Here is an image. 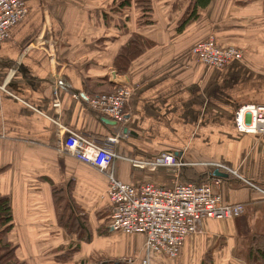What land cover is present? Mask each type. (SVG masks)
I'll return each mask as SVG.
<instances>
[{
	"label": "crops",
	"instance_id": "0c3cea01",
	"mask_svg": "<svg viewBox=\"0 0 264 264\" xmlns=\"http://www.w3.org/2000/svg\"><path fill=\"white\" fill-rule=\"evenodd\" d=\"M22 1L28 13L0 43V196L10 203L8 239L20 261L141 264L144 237L107 228L106 173L57 149L59 124L100 142L115 131L82 97L119 82L135 93L125 137L112 146L113 176L170 187L186 180L184 167L137 168L131 161L169 152L188 165L215 162L235 172H223L222 202L244 207L242 218L204 220L175 261L156 257L151 264H201L205 250L216 253L225 243L235 249L241 231L257 221L264 226V197L245 184L264 188V134H242L234 125L237 108L264 105V0H210L183 24L191 0H152L150 23L139 27L133 13L125 29L118 13L102 19L104 0ZM136 34L148 46L120 75L116 58ZM209 36L242 59L222 69L196 61L191 49Z\"/></svg>",
	"mask_w": 264,
	"mask_h": 264
},
{
	"label": "built area",
	"instance_id": "2783aa9c",
	"mask_svg": "<svg viewBox=\"0 0 264 264\" xmlns=\"http://www.w3.org/2000/svg\"><path fill=\"white\" fill-rule=\"evenodd\" d=\"M27 13L28 7L22 0H0V43L9 37L10 29L23 20ZM190 54L199 63L213 69L225 68L242 59L240 50L221 47L214 36L196 44ZM134 93V88L119 82L109 93L83 96L82 101L87 109L114 122L116 129L100 142L59 124L56 127L57 149L59 154L67 153L79 162L106 173V197L110 206L108 229L124 235L144 237L141 264H151L156 257L175 261L184 242L198 233L204 220H233L241 216L244 207L222 202L218 193L222 179L209 178L201 184L175 182L170 187H158L151 183L134 186L113 176L110 167L118 155L112 146L125 137L126 109ZM234 125L242 134L256 137L263 135L264 105L240 106L235 111ZM131 162L134 167L146 169H180L188 166L180 157L169 152H162L151 161ZM191 165L201 166L211 174L214 170L235 174L215 162ZM245 184L264 197V188L248 181ZM123 261L132 263L134 260L129 258Z\"/></svg>",
	"mask_w": 264,
	"mask_h": 264
},
{
	"label": "trees",
	"instance_id": "16d2710c",
	"mask_svg": "<svg viewBox=\"0 0 264 264\" xmlns=\"http://www.w3.org/2000/svg\"><path fill=\"white\" fill-rule=\"evenodd\" d=\"M149 1L151 2V4H149ZM242 1L252 2L254 0H242ZM152 2H153L152 0H147L145 4H140L138 0H104L103 1L104 6L102 9H104L106 13L105 14L103 13L102 19L105 22L106 21L110 22L109 16L118 13L119 23L120 20H122L121 18L124 17V23L122 24V26H120L119 24L118 26L121 29H125L128 25L129 20L132 19V17L129 14V11L131 10L130 13H132L133 9H136L137 14H139L136 20L137 25L139 27H145L147 24L150 23L149 18L151 17V13H152V7H153ZM191 2L193 3V5L188 7L187 10L189 11L186 13V16L184 17L181 24L185 23L188 19L193 18L197 10L205 9L209 5L210 0H191ZM135 4H138V6H142V8L136 7ZM125 12L127 13L126 15ZM146 46H148V44L140 34L130 36L129 39L126 41V43L122 46L119 56L116 58L117 61L120 60L117 65V73L123 75L127 70L128 66L130 65L132 58L138 56ZM111 91L100 92L96 95L102 93H109ZM183 169L186 171V172L184 171L186 180L181 183L201 184L203 182H206L209 178L223 179L213 176V174L208 173V171H206L205 168L201 166L199 167L198 165L197 166L188 165ZM184 174L182 173V175ZM11 222H12V215H11V207L9 200L7 198L0 196V264H26L25 262L20 261V259L17 257L16 254L17 247L15 244H13L12 241L8 239L9 234L12 230ZM76 224L77 223H75V225ZM80 224H81L80 225L81 228L78 227V229H83L82 223ZM245 239L247 240V247L245 250V260H246L245 264H264V234H259V235L252 234L248 239L244 238L243 240ZM107 264H111V263H107Z\"/></svg>",
	"mask_w": 264,
	"mask_h": 264
},
{
	"label": "rangeland",
	"instance_id": "374dc122",
	"mask_svg": "<svg viewBox=\"0 0 264 264\" xmlns=\"http://www.w3.org/2000/svg\"><path fill=\"white\" fill-rule=\"evenodd\" d=\"M138 2H140V4H145L147 2V0H138ZM149 4H151V2L149 1ZM136 7L142 8V6H138V4H135ZM148 8V7H147ZM134 10V9H133ZM141 11V10H138ZM127 12V11H126ZM125 12V15L127 14ZM132 13H137V11L134 10V12ZM130 13L131 17L133 18L134 14ZM141 13V12H140ZM123 15V13H122ZM137 16V14H136ZM122 21L120 20L119 25L122 26L123 21H124V17L121 18ZM130 21V20H129ZM242 218V217H240ZM239 218V219H240ZM244 218V217H243ZM237 219V220H239ZM252 234H264V226L260 224V222H256L255 225L252 226L251 230H244L241 231L238 237V246L236 245L235 249L234 246L232 247L231 243H225V244H219L217 247L219 249H216V253L215 251L212 253L211 250L207 251L205 250L202 254L200 259H202L201 264H245L246 260H245V250L247 247V240H243L244 238H249ZM245 241V242H244ZM227 254V257L225 258V255ZM121 263H123V260H120ZM113 264V263H111ZM198 264H200V262H198Z\"/></svg>",
	"mask_w": 264,
	"mask_h": 264
},
{
	"label": "water",
	"instance_id": "95a60500",
	"mask_svg": "<svg viewBox=\"0 0 264 264\" xmlns=\"http://www.w3.org/2000/svg\"><path fill=\"white\" fill-rule=\"evenodd\" d=\"M103 121L106 122V123H110V124L115 125V123L114 122H111L110 120H105L104 119ZM212 174H213V176L219 177V178H226L228 176L226 173L220 172L219 170H214L212 172Z\"/></svg>",
	"mask_w": 264,
	"mask_h": 264
}]
</instances>
